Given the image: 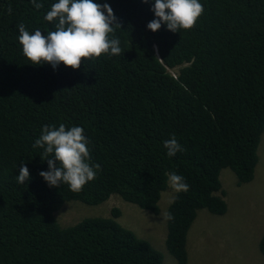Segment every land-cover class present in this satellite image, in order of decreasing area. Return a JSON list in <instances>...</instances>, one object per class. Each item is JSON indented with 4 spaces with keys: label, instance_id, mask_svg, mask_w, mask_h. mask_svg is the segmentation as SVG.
<instances>
[{
    "label": "trees",
    "instance_id": "trees-1",
    "mask_svg": "<svg viewBox=\"0 0 264 264\" xmlns=\"http://www.w3.org/2000/svg\"><path fill=\"white\" fill-rule=\"evenodd\" d=\"M37 2L39 10L31 0H0V264H163L115 210L69 227L54 214L64 200L97 206L115 195L158 215L172 172L189 191L168 207L165 246L186 264L197 211L225 212L221 171L239 184L254 178L264 132V0H200L195 26L177 33L147 29L154 0H94L112 8L121 27L110 38L122 52L76 71L23 55L19 24L46 35L58 22L43 18L57 0ZM60 124L84 129L90 164L100 166L79 192L49 187L39 175L48 164L31 139ZM173 136L184 151L169 157L164 142ZM21 163L30 173L24 184L16 179ZM258 249L264 256V234Z\"/></svg>",
    "mask_w": 264,
    "mask_h": 264
},
{
    "label": "clouds",
    "instance_id": "clouds-1",
    "mask_svg": "<svg viewBox=\"0 0 264 264\" xmlns=\"http://www.w3.org/2000/svg\"><path fill=\"white\" fill-rule=\"evenodd\" d=\"M31 2L37 10L43 7L37 0ZM142 2L148 4L150 0ZM150 10L155 18L147 24L148 30L155 33L164 25L168 31L177 33L180 29L193 28L204 7L200 0H154V6ZM11 11L9 7V14ZM43 18L48 22L58 21L55 30L48 31L46 35L39 29L30 33L23 23L17 26L23 55L33 65L47 63L56 69L63 64L76 71L86 65L90 58H98L102 54L116 56L122 52L119 38L114 36L110 38V34H114L115 29L121 26L107 3L99 4L94 0H57ZM32 140H35L33 148L42 149L41 159L47 161L48 170L41 171L39 175L49 187L58 188L66 184L71 191L79 192L96 178L100 166L90 164V150L87 146L89 141L82 127L66 128L64 124H60L57 128L46 125L40 137ZM164 148L169 157L184 151L175 136L164 142ZM165 175L173 191L177 193L189 191V185L182 176L174 172ZM29 176V169L21 163L19 175L16 177L17 182L24 184ZM217 195L225 202V214L227 212L225 198L221 191ZM57 212L54 214L55 219ZM163 218L169 221L174 219L171 213H164Z\"/></svg>",
    "mask_w": 264,
    "mask_h": 264
},
{
    "label": "rangeland",
    "instance_id": "rangeland-1",
    "mask_svg": "<svg viewBox=\"0 0 264 264\" xmlns=\"http://www.w3.org/2000/svg\"><path fill=\"white\" fill-rule=\"evenodd\" d=\"M171 73L175 74L174 71ZM258 157L254 178L245 185L237 184L236 177L229 169L221 171V194L226 198L227 212L223 216H214L206 210L197 211L186 239L187 264H264L258 249L264 234V132ZM60 188L65 192L70 191L66 184ZM175 194L169 185L161 195L158 215L143 211L113 195L97 206L64 200L56 219L60 227H69L84 218H109L115 210L118 212V224L149 242L160 252L163 264H178L166 250L168 220L163 218Z\"/></svg>",
    "mask_w": 264,
    "mask_h": 264
},
{
    "label": "crops",
    "instance_id": "crops-1",
    "mask_svg": "<svg viewBox=\"0 0 264 264\" xmlns=\"http://www.w3.org/2000/svg\"><path fill=\"white\" fill-rule=\"evenodd\" d=\"M226 176H230L229 173H225ZM225 201H226V198H225ZM227 203V202H226Z\"/></svg>",
    "mask_w": 264,
    "mask_h": 264
}]
</instances>
